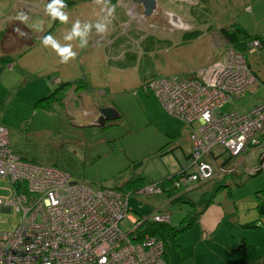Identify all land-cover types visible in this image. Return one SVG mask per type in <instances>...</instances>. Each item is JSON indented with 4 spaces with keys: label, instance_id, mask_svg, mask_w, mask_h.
<instances>
[{
    "label": "rangeland",
    "instance_id": "rangeland-1",
    "mask_svg": "<svg viewBox=\"0 0 264 264\" xmlns=\"http://www.w3.org/2000/svg\"><path fill=\"white\" fill-rule=\"evenodd\" d=\"M19 1L22 0L14 1L15 8L11 12L21 20L14 30L6 28L7 33L13 36L8 39L2 37L1 42H4L2 45L6 51H26V57H15L9 66L0 62V126L7 130L22 129V132L29 128L25 141L24 137L9 139L34 157L36 162L62 169L72 175V181L82 185L103 186L129 194V216L135 220L150 216L154 206L163 202L164 195L167 196L166 189L170 187L168 179H174L187 166L184 153L187 155L190 152L188 137L191 136L189 125L169 115L164 109L167 106L156 98L150 87L153 82L163 78H195L198 71L205 73L217 63L222 67L238 63L235 60L237 52L234 54L233 48L226 45L219 29L229 28L235 23L251 36L264 37V0H154L156 8L148 17L144 16L142 7L134 0H111L115 7L114 14L102 10L93 0H64L67 5L65 11L69 14L68 24L53 21L46 14L45 8L50 0H26V6H21ZM8 2L11 4L8 0H0V19L9 12ZM35 15L45 19H42V31L37 30L40 25L36 29L33 27ZM25 16L28 30L23 36L24 31L17 33L15 30L21 29ZM77 19L108 24V32L103 36H97L93 31L86 48L81 49L78 42H72L73 51H77L79 57V65H76L78 70H73V79L89 80L90 83L94 82V89L98 88L93 91L95 94L90 90L82 92L84 86H77V81H73L71 86L64 87L63 92L67 94L73 89L71 95L78 100L79 107L87 96L89 100L83 103L88 108L84 111L89 113L95 108L96 121L100 109L108 108L117 112L111 104L116 106L122 117L118 123L113 119L112 122H115L112 127L104 130L84 127L89 122L94 123L90 121V116L71 123L65 114V111H69V114L72 111L69 105H51L46 110H35L33 103L26 104V95L17 94L21 81L28 80L27 87L43 68L55 65V71H61L63 75L69 73L65 70L70 71L72 68L70 61L61 63L50 47L41 44L39 37L52 28L47 34L63 44L66 42L63 39L66 31ZM29 29L35 39L30 38ZM192 30H198L199 36L184 40L182 35ZM18 34L20 39H16ZM146 37H150L148 41L151 40L153 44L150 49L146 48ZM157 39L159 42L156 43ZM23 42L27 48L21 47ZM90 55L94 57L92 63L87 59ZM250 62L259 76L258 84L233 97L218 112L243 113L264 102V47L250 58ZM60 63L63 69L58 66ZM101 69L105 71V78L100 83L103 77L99 75ZM53 81L61 84V79L55 75ZM35 112L37 115L34 117ZM27 117L31 121L22 124L23 118ZM47 129H53L65 137H48L43 131ZM162 146L166 147L161 150ZM170 149L174 152L168 151ZM246 151L234 159L238 165L234 174L224 176L217 170V175L223 180L204 182L194 191L186 192L185 196L193 203L214 194L209 211H220L222 220L212 231H203L197 220L189 230L178 233L172 243L166 241L165 250L171 264H242L244 255L255 254L262 260L249 264H264V216L258 214L257 205L262 200L256 196L264 190V167L257 175H249L247 171L259 165L260 149L249 154V150ZM242 156L245 159L239 161ZM178 160L183 164L182 169ZM139 175L150 184L159 183L160 193L133 194L124 183ZM1 182L6 183L4 179ZM0 194L8 196V192L0 191ZM260 194L264 199V192ZM168 195L170 199H165L161 208L155 211L169 212L170 226L179 230L180 222L190 217L189 212L199 211L201 205L191 206L187 201L178 202L173 195ZM19 222V214L3 213L0 208L1 231H12ZM132 226L131 222H125L123 231L129 232ZM238 247H241L240 250H237ZM248 258L245 257V260ZM244 262L247 264V261Z\"/></svg>",
    "mask_w": 264,
    "mask_h": 264
},
{
    "label": "built area",
    "instance_id": "built-area-1",
    "mask_svg": "<svg viewBox=\"0 0 264 264\" xmlns=\"http://www.w3.org/2000/svg\"><path fill=\"white\" fill-rule=\"evenodd\" d=\"M250 44L253 53L260 41ZM235 57V65L217 63L195 78L168 77L150 87L167 113L191 128L189 165L169 182V190L189 192L211 181L217 170L224 176L234 174V159L246 150L261 152L259 165L250 168L249 175L264 167V103L243 113L216 112L255 83L246 57ZM157 185L148 184L136 194H159ZM0 191L8 192L7 197L0 194L1 211L20 215L14 230H0V264H167L163 242L137 232L148 221L167 224L165 210L133 219L129 194L85 186L54 166L18 158L2 126ZM127 221L133 226L124 232Z\"/></svg>",
    "mask_w": 264,
    "mask_h": 264
},
{
    "label": "crops",
    "instance_id": "crops-1",
    "mask_svg": "<svg viewBox=\"0 0 264 264\" xmlns=\"http://www.w3.org/2000/svg\"><path fill=\"white\" fill-rule=\"evenodd\" d=\"M2 1H4V0H2ZM8 1H10L11 4H9V2H8V4H6V3L5 4L7 6L9 5L8 6L9 7V12L5 16V18H3V19L1 18L0 19V25H2L1 26L2 28L0 29V46H1L0 47V57L1 56H5V57H7L6 59H11V60H9V62H7V65L9 66V65H12V63L15 60L14 59L15 57L18 56L19 57L18 59H21V58L26 57V51L25 52H19V51L16 52V51H13L12 53H10V52L6 51V49H4L5 46L2 45L4 43V42H1V38L2 37H5V39H8L9 37H12L13 36L12 33L11 34L10 33H7L6 28L7 29L8 28H13V30H14L15 29V26L17 24H19L18 21L21 20L20 17H17L16 15H12L13 13L11 12L12 9L15 8L14 1H16V0H8ZM19 3H21V6L22 5H25L26 6V0L19 1ZM42 19L43 18H41L40 16H37L36 17V15H35V20L36 21H42ZM43 20H45V19H43ZM21 24H23L22 27H21V29L15 30V31L17 33H18V31H19V33H21L20 30L24 31L25 34L24 33L22 34L24 36V35H26V32H27L26 31V29H27V27H26V20H24ZM48 31L47 32H44L43 34H41L39 38L47 35ZM30 35H31V38H32L33 37L32 31H31ZM19 36H20V34L17 35L16 39H20L21 37H19ZM65 43H67V42H65ZM24 45L25 44L23 42V45H21V47L22 46L25 47ZM78 59H79V57H77V59H75L74 62L73 61H70V65H73L72 68L70 69V71L65 70L66 72H69L68 74H70V75H68V74L63 75V73H61V71H58V70L55 71L54 70L56 68L55 65L53 67L48 66L46 68H43V70H41L38 74H36L35 75V78L33 79L35 81H33V83L29 82L30 85H28L27 87H26V83H28V80L26 81V79H25V80L21 81V83L19 84V86L17 88V91H18L17 94L23 93V95H26L24 99L26 100V104L27 105H31L32 103L35 105V103L38 100H40L43 97H46V96L50 95L51 93H53L58 88L59 84H55L54 81H53L54 75H55V77L57 76V78L61 79V81H60L61 84H63V83H72L73 81H80L81 80L80 81L81 83L78 84L77 86H80V87L81 86H84L82 88V92H84V91L87 92V91L90 90L89 92L92 91V93L95 94L93 91H96L95 89L98 88V87H96L95 89L93 88L92 84L94 82L93 83L92 82L90 83V81L89 80L87 81L85 78H84L85 80H83V78L82 79H79V80L73 79L74 78L72 76L73 70H75V71L78 70L77 69V66L79 65L77 63L78 62ZM87 59L89 60L90 63H92V60L94 59V57L92 55L90 58H87ZM0 62L3 63V61L1 59H0ZM62 65L63 64L60 63V65H58V66L59 67L61 66L62 69H63L64 66H62ZM11 69H12V66H11ZM104 74H105L104 69H101L99 71V75H102L103 76ZM104 78H105V76H103L99 80V82L101 83ZM41 79H44L46 81H42ZM72 90L73 89L69 90L67 94H64L65 95L64 98H63L64 100H62V102H60V103L51 99L49 101V104H48L47 108H49L51 105H55V106H59V107L60 106H64V105L67 107L69 105L70 108H71L70 110H72L70 112V114H69V111H65V110H63V111H65V114L69 117V121L71 123L75 122L76 120L78 121L79 118L84 117V116H90L91 117V120L90 121H94V123L93 122H89L88 124H86V126H84L86 128H94V129H98V130H104L105 128H109V126L112 127L111 125L115 121L117 123L120 121V119L122 117L121 112L116 108V106H114L113 104H111V106H113L117 110V114H118L119 117L116 118V119H114L115 120L114 122H112V120L111 121L109 120L108 122L106 121V122H104L101 125L96 124V120H95V118H96L95 108H93V111H91L89 113H87V112L84 111L86 108H88V106H86L83 102H85L86 100H89L88 97L87 96L85 97L84 94L82 93V96L85 97L86 99L84 101L82 100V102H81L82 105H81V107H79V105H77L78 100H76L75 96H72L73 95V91ZM71 93H72V95H71ZM82 99H84V98H82ZM100 101H103V100H100ZM103 102L104 103H107V101H103ZM110 103L111 102H109V104ZM46 109H42V110H46ZM35 110H37V109L35 108ZM36 115H37V112H35L33 116L35 117ZM28 118L29 117L23 118V120L21 121V123L23 124V123H25L27 121H31V120H28ZM27 123H26V125H27ZM28 129L29 128L24 129V132H22V129H20V131H17V130L16 131L15 130H7L8 131V137H24L23 138V141H25L26 140V137H28V135H27L28 134ZM32 131H36V130L35 129H32ZM43 131H44V133L48 137L51 136V135H52V137H65L64 135L62 136L61 134H59V132H57V131H55L53 129H47V130H43ZM188 139H189V142H190V138L189 137H188ZM14 143H16V142L10 141V139H9V146L11 147L12 152L15 155H17L18 158H20L22 160H25V161H31V162H34V163H39V162H36L34 160L35 159L34 157L29 156V154L27 152H24L22 149H20V146H17ZM263 143H264V137H263ZM165 147L166 146H162L160 149L163 150ZM168 151L174 152L173 149H170ZM190 151H191V142H190ZM260 154H261V152H258V156ZM189 156H190V152L187 155H186V153H184V158H185V161H187V163H186L187 166L189 165ZM178 163L181 164V169H182V166H183L182 162L180 160H178ZM176 173H174V174H176ZM139 177H141V176L139 175L138 177H134V178H139ZM220 178H221L220 176L216 175L212 180H223V179H220ZM195 188L196 187H194L191 191H194ZM166 190H167V196L164 195L163 197H165V199L169 200L170 199L169 198V195H168L169 194V192H168L169 191V186H168V188ZM191 191H189V192H191ZM165 199L162 198L163 202H161L157 206H154L153 212L156 209L161 208V206L165 202L164 201ZM209 210H210V207L208 209H206L205 212H203V214L200 216V218L197 221L199 223V225L201 226V228H202L203 231H212L211 229L216 228L219 225V222L222 220V215H221L222 213L220 211L212 212V211H209ZM242 241H245V240L242 239ZM235 245H236V243L233 244V246H235ZM240 248L241 247H238L237 250H240ZM237 250H234L233 249V251H237ZM255 255H251V256L250 255H244L245 257H249L247 260H245V257H242V258L244 259V261H247V264L260 262L262 260V258L256 257ZM251 259H253L252 262H248ZM244 261L241 262V263L244 264L245 263ZM169 264H171V260H169Z\"/></svg>",
    "mask_w": 264,
    "mask_h": 264
},
{
    "label": "trees",
    "instance_id": "trees-1",
    "mask_svg": "<svg viewBox=\"0 0 264 264\" xmlns=\"http://www.w3.org/2000/svg\"><path fill=\"white\" fill-rule=\"evenodd\" d=\"M83 1H89V0H83ZM228 27L229 28L219 29L220 37L225 41L227 46L233 48V50H235L238 54H241L242 56L246 57L248 70L255 80L254 85L258 84L259 76H258L257 72H255L252 69L250 58L255 56L258 53V51L264 47V37L258 36V35L251 36L249 33H247L245 31V29L242 26L235 24V23H233L232 26H228ZM50 31H52V28L50 29ZM50 31L48 33H50ZM199 34H200V32L198 30H192L191 32L184 33L182 36H183L184 40L185 39L191 40L194 37L199 36ZM143 38H144V36H143ZM148 38H150V37H146L144 41H148ZM256 39L260 41V46L257 47L253 53H249L250 49H252V46L249 43H251L252 41H254ZM150 41L151 40H149L148 43L146 44L147 45L146 48L150 49L153 46V44H151ZM155 42L156 43L159 42L158 39ZM25 47L27 48V46H25ZM143 51H147V50L144 49ZM6 58L7 57H5V56L0 57V59L3 61V63H5V62L7 63V62H9V60H11V59H6ZM152 79L153 78H151L149 80H152ZM80 81L76 82L77 85L81 83ZM71 84L72 83L59 84L58 88L53 93H51L50 95L43 97L40 100H38L35 103V108L36 109H40V108L46 109L48 104H49V101L51 99L54 101H58L59 103L62 102V98H64V96H65L64 95L65 93L63 92L64 87H68V85L71 86ZM259 104H262V103H259ZM259 104H257V105H259ZM256 106H254L253 108H255ZM221 107H219V108H221ZM217 110H216V112L220 113ZM262 140H263V137H262ZM259 160H260V157H259ZM37 164H40V163H37ZM262 169L263 168H259L253 176L260 173L262 171ZM168 180L171 181V178H169ZM147 184H150V183L146 182L145 179L142 177L132 178V179H130L124 183V185L125 186L127 185L128 188L130 189V191L133 192V194L135 193V195H137L136 193L139 192L142 188H144ZM158 185H159V183H158ZM168 192H169V194L173 195L174 199L178 202L187 201V203H189L191 206H194L195 204H198V205L200 204L201 206L199 207L200 210L197 211L196 213L195 212H193V213L189 212V214H191L190 217L189 218L187 217L186 219L184 218L180 222L181 228L179 230H175V229H173V227L170 226V214L167 211H166V213L169 215V220H168L167 224H157V223H152V222L148 221V222L143 223L141 225V227L139 226V228L137 229L138 234L142 235V234L148 233L152 236L157 237L158 239H160L164 243L165 249H166V241H169L170 243H172L173 239L175 238V236L178 233L189 230L193 226V224L198 220L199 216L213 203V197H214V194H211L208 199H205V200L201 199L200 201L193 203V202H190L188 200L189 198L187 199V196H185V195H187V193L184 191H177V190H171L170 191L169 190ZM262 192H264V190L260 191L256 194L257 199L262 200V202H260L257 205V211H258V214L260 217L264 216V199L262 198V196L260 194ZM250 225H252V224H250ZM250 225H248L247 227H249ZM165 257H167V262L169 263V259H168V255L166 253V250H165Z\"/></svg>",
    "mask_w": 264,
    "mask_h": 264
},
{
    "label": "clouds",
    "instance_id": "clouds-1",
    "mask_svg": "<svg viewBox=\"0 0 264 264\" xmlns=\"http://www.w3.org/2000/svg\"><path fill=\"white\" fill-rule=\"evenodd\" d=\"M93 3L100 6L102 10H107L109 14H114L115 12V7L111 4V0H93ZM66 8L67 5L64 3V0H50L46 5L45 12L51 20L59 21L61 24H68L69 14L65 11ZM24 20H27V17H24ZM42 24L43 21H36L33 23V27L36 29L37 25H40L41 27L37 30L42 31ZM93 31L97 36H103L108 32V24L101 21L95 23L89 21L82 22L77 19L72 22L70 29L66 31L63 37L67 43L62 44L54 36L48 34L41 37V44L44 47H50L60 58V62L66 64L77 56V52L73 51L74 45L72 42H78V46L81 49L86 48Z\"/></svg>",
    "mask_w": 264,
    "mask_h": 264
},
{
    "label": "water",
    "instance_id": "water-1",
    "mask_svg": "<svg viewBox=\"0 0 264 264\" xmlns=\"http://www.w3.org/2000/svg\"><path fill=\"white\" fill-rule=\"evenodd\" d=\"M136 3L141 4L144 8L143 14L148 17L152 14L153 10L156 8V3L154 0H134ZM118 116L117 112L112 109H100L99 118L96 121V124L101 125L106 120H113Z\"/></svg>",
    "mask_w": 264,
    "mask_h": 264
},
{
    "label": "bare ground",
    "instance_id": "bare-ground-1",
    "mask_svg": "<svg viewBox=\"0 0 264 264\" xmlns=\"http://www.w3.org/2000/svg\"><path fill=\"white\" fill-rule=\"evenodd\" d=\"M251 50V49H250ZM249 55V54H248ZM252 55V54H251ZM248 59V58H247ZM109 121V120H108ZM11 148V147H10ZM188 154H189V152H188ZM17 156V155H16ZM62 170V169H61ZM74 181V180H73ZM77 182V181H76ZM135 194V193H134ZM156 195H158V194H156ZM138 220V219H137ZM141 227V226H140Z\"/></svg>",
    "mask_w": 264,
    "mask_h": 264
},
{
    "label": "flooded vegetation",
    "instance_id": "flooded-vegetation-1",
    "mask_svg": "<svg viewBox=\"0 0 264 264\" xmlns=\"http://www.w3.org/2000/svg\"><path fill=\"white\" fill-rule=\"evenodd\" d=\"M138 4V3H137ZM141 7H142V9H143V11H144V8H143V6L141 5V4H139Z\"/></svg>",
    "mask_w": 264,
    "mask_h": 264
}]
</instances>
